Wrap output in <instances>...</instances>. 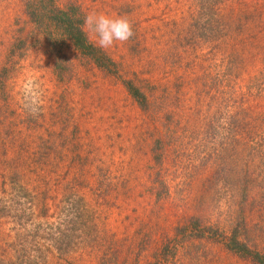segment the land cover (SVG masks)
Instances as JSON below:
<instances>
[{
  "label": "rangeland",
  "instance_id": "obj_1",
  "mask_svg": "<svg viewBox=\"0 0 264 264\" xmlns=\"http://www.w3.org/2000/svg\"><path fill=\"white\" fill-rule=\"evenodd\" d=\"M218 1L191 33V0H0V205L57 199L0 214V254L259 264L226 242L235 232L264 256V0ZM93 11L128 17L134 35L95 46ZM66 14L92 53L66 36ZM27 155L49 169L24 179L28 190L2 175L3 161Z\"/></svg>",
  "mask_w": 264,
  "mask_h": 264
},
{
  "label": "trees",
  "instance_id": "obj_2",
  "mask_svg": "<svg viewBox=\"0 0 264 264\" xmlns=\"http://www.w3.org/2000/svg\"><path fill=\"white\" fill-rule=\"evenodd\" d=\"M206 2L209 3V8L211 9V11L214 9V12H215V3H219L218 0H191V2L188 4L186 8V11L183 10L184 12L183 23L186 22L184 29L187 30V32L193 33L196 25L197 27H199V23H198L199 12L202 13L201 9L205 7ZM59 19H60L61 26L63 27V30L66 36L75 44V46H77L79 49L83 51L86 50V52L88 51V49L91 51V47L89 46L86 38L84 37V34L81 30V26L80 24L75 22V18L72 15L66 14L63 16H59ZM129 91H130L129 93L134 99H137L139 103L142 102V100L139 99V96L141 94H139L137 90L129 89ZM2 111L5 113V109H3ZM7 135L10 137L9 141L7 142L8 144L9 142H11L12 137L10 136V134H7ZM2 164H3V174H2L3 177L7 175H12L16 177L18 179V181L16 182H20L21 188H24L26 190H28L27 188L28 183L27 181L24 182L23 181L24 179H30L32 181L39 182L41 177L43 178L48 177V175L45 174L49 171V169H47L46 167L48 165L42 162L38 157L34 158V157H31L30 155H27L25 157L15 156V158L9 159L7 163L3 161ZM35 187L36 185H34V190H35ZM24 193H27V192H24ZM43 194H45V192H43ZM52 198H53L52 202H50L48 201V198L46 196L42 198H38V199H35L33 196H24V198L21 201H18V203L16 202H13L14 204L3 203V205H0V214H3L4 212L5 215L6 214L10 215V213L13 211V212H20L22 215L27 216L28 213H31L38 207L43 209L44 211H49L52 207H57V203H55L56 198L55 197H52ZM1 217L2 216L0 215V218ZM7 235H10V234L8 233ZM69 248H66V249L69 250ZM226 248H228L231 251L237 252L241 254L242 256L249 258L259 264H264V256L258 251L250 250V248L244 242V239H241L238 236V234L235 232H233L228 237L227 242H226ZM45 249L50 250L49 251L50 253L51 252L53 253V250L56 253L59 252L57 249H52V245L45 247ZM58 249L65 250V248L63 249L58 248ZM59 255L64 256L65 254H63L62 252H59L57 256ZM0 264H14V262H12V258L8 256V251L6 253V256L4 254H0Z\"/></svg>",
  "mask_w": 264,
  "mask_h": 264
},
{
  "label": "clouds",
  "instance_id": "obj_3",
  "mask_svg": "<svg viewBox=\"0 0 264 264\" xmlns=\"http://www.w3.org/2000/svg\"><path fill=\"white\" fill-rule=\"evenodd\" d=\"M84 25L95 46L107 50L115 42H126L133 35V21L126 16H112L103 12H89ZM33 114L36 110L33 109Z\"/></svg>",
  "mask_w": 264,
  "mask_h": 264
}]
</instances>
